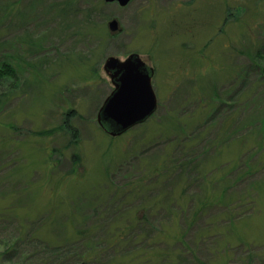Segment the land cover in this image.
Returning <instances> with one entry per match:
<instances>
[{
    "label": "rangeland",
    "instance_id": "374dc122",
    "mask_svg": "<svg viewBox=\"0 0 264 264\" xmlns=\"http://www.w3.org/2000/svg\"><path fill=\"white\" fill-rule=\"evenodd\" d=\"M257 51L264 53V0H0V65L18 76L0 87V204L14 200L18 218L38 223L53 242L104 244L120 222V189L139 183L132 216L157 202L145 234L169 242L146 243L152 264L164 253L173 264H264V166L242 183L223 176L250 160L246 125L264 113V83L250 56ZM132 53L154 67L158 108L111 136L98 122L114 89L105 62ZM192 160L209 172L206 185L193 166L174 175ZM164 165L169 172L152 173ZM245 192L255 196L248 205L228 206ZM206 194L221 195L220 205L194 216ZM185 226L184 256L175 236Z\"/></svg>",
    "mask_w": 264,
    "mask_h": 264
},
{
    "label": "trees",
    "instance_id": "16d2710c",
    "mask_svg": "<svg viewBox=\"0 0 264 264\" xmlns=\"http://www.w3.org/2000/svg\"><path fill=\"white\" fill-rule=\"evenodd\" d=\"M250 56L254 59L253 61L255 65L252 64V66L255 67L254 70L258 71L259 74H261L260 78L263 81L262 83H264V65L263 63H261V60H264V53L261 51H257V54H250ZM6 64L7 63H3L2 65H0V87L4 84L3 81L5 78H10L12 80L18 79V76H14L15 68L11 64L8 66ZM255 97L256 96H254V98ZM232 101L234 100L232 99ZM252 121L248 125H246L247 130L250 131L249 138H247L246 140V142L249 143L247 150L248 158H250V160H239V163H236L237 165H234L230 171H227L223 175L226 180H228L229 177L231 178V176L234 177L238 174L239 177L237 179V182L242 183L252 176H255L256 171L259 170L261 164H263L262 166H264V160H260V154L264 153V113L262 114V117L257 119L256 122ZM236 122L237 119L235 117L233 119L229 118L227 125H231L232 123V126H234ZM252 136H254V140L256 139L255 143L249 142ZM220 143L221 142L214 143L215 147H217V145H219ZM2 165L0 164V171L4 173L6 172V170L5 166L2 169ZM16 165L17 164L15 162L13 166L16 167ZM185 166H193V171L198 170V175L200 176L202 185H206L205 181L209 177V172L199 171L200 166L197 167L194 161L193 163L187 161V164L180 163L179 167L181 168H178L179 172H174V175L180 179L183 178V174L185 175L186 173L185 169H187ZM73 168L75 169L76 167L74 166ZM166 171L169 172V169L168 166L164 165V167L156 168L152 173L156 176H163ZM212 179L213 177H211V181ZM236 186L234 188H236ZM125 189L126 191L123 193L122 191H124ZM141 189H143V186H140L139 183H136L133 188L130 186H124L122 189H120L121 195L120 197L115 199L117 203H120L119 210L121 213L118 216L120 218V222L116 224L115 229L109 231V234L107 233V236L103 241L104 244L100 243L99 241L93 243H85L84 241H82L83 238H80V241L78 238H69L62 240V242H53L51 238L42 236L40 234L38 223L32 221H26L24 223L21 220V217L18 218L20 215L17 213V206L14 204V200L10 198L13 203H6L5 205L0 204V264H5V261L8 262L6 256L9 254L13 255L12 257L14 260V264H96L98 262L99 264H131L133 262H136L137 264H152L153 257H147V249L149 248L150 244L146 245V243H148V241L153 238H156L155 242L158 243L168 244L169 242L168 238L166 237H156L155 235L150 236L148 234H145L147 232L146 228L148 226V221L152 214L155 213V208L159 206L157 202H154L153 204H147L148 207L147 205H145V207L141 210L142 212L140 211L139 213L140 215L148 210V216H132V211L136 209V206H131L135 201L133 197L138 198L137 193H139ZM224 191L227 192V188H225ZM248 193L249 192H245V194L239 195L234 201H231L228 206L234 205L241 208L248 205V200L254 199L255 197L253 193ZM222 198L223 197L219 195L217 196V198L212 199L210 195L206 194L198 204L199 207L197 206V211H194V216H199L198 211L201 212V214H208L213 207L217 206V204L220 205L219 202L222 201L220 200ZM127 206H129L128 208H130V215L126 213ZM230 214V220L232 222L235 216L238 217L239 212L236 211L233 212V214ZM12 215H14V217L16 218L12 219ZM207 217L211 218L209 215H207ZM210 225L211 227H216L217 223L216 221L212 220L210 222ZM192 226L189 225V227ZM185 227V233L181 230L180 234L178 233V235L175 236L176 243H180L184 248L181 249L183 251L182 255L184 256L185 254L187 255L191 253L190 247L187 243V240L190 237V234L188 233L189 227ZM85 232L86 231H84L83 233ZM111 251L116 252V254L113 253L115 254V257H106V255H108ZM170 255V257H172L171 253ZM158 256L159 257L155 261L156 264H159V262H162L160 264L174 263V260H171V258L166 255V253L161 256L158 254ZM178 256H181L179 250ZM9 260L12 259L10 258Z\"/></svg>",
    "mask_w": 264,
    "mask_h": 264
},
{
    "label": "water",
    "instance_id": "95a60500",
    "mask_svg": "<svg viewBox=\"0 0 264 264\" xmlns=\"http://www.w3.org/2000/svg\"><path fill=\"white\" fill-rule=\"evenodd\" d=\"M128 5L132 0H105ZM112 32L119 29L117 19L110 21ZM114 89L105 99L98 113L99 124L112 136H120L131 128L147 121L158 108V98L153 87L154 67L138 53L125 60L110 56L105 62Z\"/></svg>",
    "mask_w": 264,
    "mask_h": 264
}]
</instances>
